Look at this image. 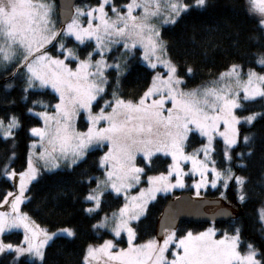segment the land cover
Returning a JSON list of instances; mask_svg holds the SVG:
<instances>
[{"label":"snow or ice","instance_id":"6c2138e0","mask_svg":"<svg viewBox=\"0 0 264 264\" xmlns=\"http://www.w3.org/2000/svg\"><path fill=\"white\" fill-rule=\"evenodd\" d=\"M209 4L210 0H127L122 4L115 0H97L86 11L77 7L66 21H57L53 19V5L49 0H0V65L5 70L12 69V79L23 74L25 94L29 89H51L57 98L54 105L32 101L33 105L51 107L54 111L35 114L43 126L29 129L34 139L29 145L25 166L21 170L11 168L14 147L0 165V176L11 181L15 189L0 199V208L7 209L0 210V233L10 229L24 232L23 241L17 246L0 240V253L14 250L16 257L27 253L43 260L45 246L59 233L74 237L75 232L70 228L57 232L41 228L21 210V204L30 200V185L42 172L56 175L62 169L74 170L92 149L107 147L98 161L103 179L88 177L89 181H95V187H88L80 199L92 206L82 210L89 215L97 214L106 194L122 197L123 206L112 216L111 232L114 237L125 232L128 247L113 251L112 240L98 246L88 245L82 264H99L102 256L106 257L104 264H264V252L253 244H247L243 253L239 251L242 243L239 227L231 234L225 232L219 239L214 238L213 227L195 234L189 230L177 238L173 223L161 226L158 235L162 243L154 237L137 244L134 243L136 232L130 226L146 216L149 202L156 199L157 193H169L185 186L188 173L181 167L184 161L191 163V174L200 177L193 180L197 197L209 183L216 188L220 181L226 189L229 181H234L237 200L241 203L247 200V177L237 175L233 166L245 167L242 161L255 149V134H242L238 125L242 122L252 125L264 113L241 117L234 110L240 109L242 102L264 99V73L252 68L245 72L242 65L233 63L210 82L211 87L188 88L186 77L191 78L194 69L185 65L181 73V65L170 57L161 39L163 26L175 25L190 10L206 9ZM248 4L249 14H259L257 26L264 32V0H248ZM69 38H74L76 48L68 46ZM88 41H94L91 50H86ZM112 45H122L125 55L133 58L136 51H141L140 59L154 72L137 98H124L120 94V79L128 62L108 63L105 57ZM80 46L85 51L81 52ZM252 55L256 58L254 63L264 67V45ZM160 66L165 70L163 75L156 71ZM109 70L115 72L112 79H109ZM13 86L6 83L4 88ZM106 96L110 99H105ZM81 116L86 121L85 130L77 128ZM19 127L15 114L8 115L7 124L0 118V135L5 139L12 137L13 145L14 129ZM197 133L207 143L186 153V142ZM217 136L224 144L225 167L222 168L213 159V141ZM158 153L171 156L172 163L166 172L149 175L152 160ZM199 153H203V159ZM138 155L142 157L141 164L137 163ZM237 160L241 162L236 164ZM144 182L147 187H139ZM137 187L139 191L131 195ZM220 196L226 198V193L221 191ZM260 219L264 223V208L260 210ZM106 222L105 218L93 227H105ZM166 253L171 254V260Z\"/></svg>","mask_w":264,"mask_h":264},{"label":"trees","instance_id":"16d2710c","mask_svg":"<svg viewBox=\"0 0 264 264\" xmlns=\"http://www.w3.org/2000/svg\"><path fill=\"white\" fill-rule=\"evenodd\" d=\"M52 1L57 11L56 2ZM95 1L89 0V2ZM121 1L126 0H115V3ZM187 2H192V0H187ZM80 3H76L74 6ZM248 7L247 0H210L206 9L190 10L177 24L161 28V39L166 43L170 57L181 65V73H183L185 65L194 69V75L191 78L186 77L188 88L211 84L210 82L214 81L220 72L233 63L242 65L244 71L252 68L258 72H264V67L254 63L256 58L252 55V53L260 51L261 46L264 45V32L257 26L258 19L254 13H248ZM56 20L59 21L57 17ZM57 24L60 25L59 22ZM87 43L89 44L88 49H90L92 43L89 41ZM67 44L68 46L76 45L70 38ZM80 50L81 52L85 51L83 46L80 47ZM140 56V51H136L134 58L126 56L121 61V63L125 60L128 62V67L123 70L120 79L119 90L124 98H137L151 80L152 71L141 63ZM11 71L10 67L5 70L4 66H0V118H4L5 124H7L8 115L15 114L19 118L20 127L14 129V145L12 137L5 139L0 135V165L10 155V148L14 147L15 160L11 163V168L21 170L25 166L31 140L29 129L41 124V119L34 114V112L42 110L41 106L33 105L32 101L42 100L54 105L57 103V98L49 89H29L25 94L22 91L25 87L23 74L12 79ZM108 74L109 79H112L115 72L109 70ZM4 77H9V79L6 80ZM6 83L14 86L5 89ZM111 90V88L108 89L109 93ZM25 95H27V99L24 98ZM29 108L32 109L31 112L28 111ZM47 110L48 112L54 111L51 107ZM236 111L241 117L252 113H264V99L257 98L254 101L243 102L241 108ZM77 126L84 129L82 117L78 118ZM238 127L242 134H255V149L250 156L242 161L245 167L233 166V171L237 175L247 177L245 185L247 200L244 203L237 200L234 181H230L229 187L224 190L226 198H221L220 187L207 188L199 198L209 202L203 210L215 207L212 214L216 215L217 211L220 212L223 209L228 210L227 215L213 220L214 226L229 234L235 227H239L242 241L239 245L240 251L246 249L247 244L251 243L260 252H264V226L258 216V209L264 204V115L257 117L252 125L242 122ZM201 143L202 139L198 138L197 134L192 135L187 141V149L192 148L191 145ZM213 146V159L217 161V167H225L222 163V144L215 141ZM104 150L106 147L92 149L87 158L74 170L62 169L56 175L41 174L30 185L31 190L28 192L30 200L22 203V210L37 224L48 230L69 227L73 229L75 236H56L45 246V255L40 262L24 258H15L14 260L13 253L6 252L0 257V264H82V257L87 245L98 244L111 237L107 230L94 228L93 225L103 215L119 208L122 204L121 197L116 198L115 194H106L103 197L104 202L101 210L92 215L82 210L88 207L89 203H82L80 199L82 195L86 194L88 187H95V181H89L88 177H98L102 174V171L98 170V158ZM236 151H241V148H236ZM138 162L142 163V159H138ZM240 162L237 160L235 163ZM168 165V158L156 155L152 160L149 172L166 171ZM187 179L189 180V178ZM81 180L84 181L83 184L80 183ZM10 191H12L11 183L0 176V199ZM178 194L190 195V189L186 188L168 195H157L156 199L149 203L146 216L133 222V229L136 232L135 242H142L156 236L159 218L165 204ZM209 223L197 219L179 221L176 229L178 234L182 235L189 230H201ZM2 238L5 242L18 244L22 241V233L12 231L4 233ZM116 242L125 245L123 237L116 239ZM257 259H260L259 255Z\"/></svg>","mask_w":264,"mask_h":264},{"label":"rangeland","instance_id":"374dc122","mask_svg":"<svg viewBox=\"0 0 264 264\" xmlns=\"http://www.w3.org/2000/svg\"><path fill=\"white\" fill-rule=\"evenodd\" d=\"M55 1V0H54ZM248 1V0H247ZM49 2L50 3H52V5H53V19H55L56 20V17L58 18V16H57V11H56V9H55V5H54V2L52 1V0H49ZM127 2V0L126 1H121V2H119V3H117V4H122V3H126ZM97 3V0L95 1V2H82V3H80V4H78V5H76V6H74V10H73V14H74V12H75V9L77 8V7H81V8H84L85 9V11L87 10V6H90V5H95ZM106 10H108L107 8H106ZM109 14L111 15V13L109 12ZM137 14H139V12H137ZM254 16L257 18V19H259V14L258 13H254ZM84 23H86V18L84 19V21H83ZM154 23H159L158 21H153ZM166 26V25H165ZM57 27L59 28V27H61V25H59V24H57ZM164 27V26H163ZM70 39H72L73 40V42H74V38H70ZM89 42H91L92 43V46L94 45V41H89ZM75 43V42H74ZM76 44V43H75ZM118 46H120L119 48H118ZM69 47H72V48H76V45H74V46H70L69 45ZM81 47V46H80ZM88 50H91V48L90 49H88ZM50 51H51V49H50ZM140 53H141V51H140ZM124 57H126V55H125V53H124V49H123V46L122 45H112L111 46V51H110V53L105 57L106 58V60L108 61V63H110V64H115V63H121V61L123 60V58ZM141 57V56H140ZM98 58V57H97ZM140 61H141V63H143L146 67H147V65L142 61V59H140ZM0 66H3V65H0ZM73 67H74V65H72ZM151 70V69H150ZM152 71V70H151ZM156 71H159L162 75L163 74H165V70L163 69V67L162 66H160V67H158L157 68V70ZM256 71V70H255ZM245 72H247V70L245 71ZM256 72H258V71H256ZM258 73H264V72H258ZM154 74V72L152 71V75ZM216 80V79H215ZM203 86H209V87H211L212 85L211 84H208V85H203ZM50 91H51V89H49ZM241 95H242V93H241ZM105 99H110V97L109 96H106L105 97ZM102 103V102H101ZM242 104H243V102H242ZM170 106V105H169ZM41 111H36V112H34V114H36V113H40V112H43V111H48L47 109H44L43 107H41ZM95 110H98V109H94V111ZM237 110V109H236ZM236 110H234L235 111V113L237 114V111ZM51 112H53V111H51ZM238 115V114H237ZM82 117V119L84 120V129L83 130H85V128H86V121H85V119H84V117L83 116H81ZM78 121V120H77ZM42 127L43 126V121L41 120V124L40 125H37V126H33V127ZM101 126H103L102 124H101ZM32 128V127H31ZM77 128H78V126H77ZM78 130H82V129H80V128H78ZM220 130L222 131L223 130V126L221 125V128H220ZM29 135H30V137H31V140H30V142H29V145L32 143V140L34 139L32 136H31V133L29 132ZM197 136H198V138H200V139H202V143L201 144H199V145H191L192 146V148H190V149H187V142H186V145H185V152L186 153H192L193 152V150L194 149H196V148H200V146L202 145V144H205V143H207V141H206V138H204V137H201L198 133H197ZM215 141H218V142H220L221 144H222V148H223V150H224V144H223V139L221 138V137H219V136H217V137H215L214 138V141H213V145H214V142ZM28 151H29V147H28ZM36 151L38 152L39 151V147H37V149H36ZM105 151H107V147H106V150H104V152ZM104 152H102L101 153V155L100 156H102L103 155V153ZM156 155H162V156H164V157H166V158H168V160H169V164H171L172 163V160H171V156H167V155H165V154H163V153H158V154H156ZM199 155V158L200 159H203L204 157H203V153H199L198 154ZM99 156V157H100ZM138 159H142V157L141 156H139L138 155V157H137V163L138 164H141V163H139L138 162ZM98 161H99V158H98ZM99 166V165H98ZM41 167H42V165H41ZM181 167L183 168V170H184V172L185 173H188V175H186L185 176V178H184V183H185V186L183 187V188H180V187H177V188H174V189H172L169 193H157V195H168V194H173L175 191H181V190H184V189H186V188H188V189H190V196L192 197V198H199V197H197L196 195H195V188L193 187V180H199L200 179V177H199V175L197 174V175H192L191 174V168H192V165H191V163L189 162V161H184V162H182V164H181ZM211 167V166H210ZM102 171V170H101ZM166 171H167V169H166ZM165 170H160V172H166ZM159 172V173H160ZM43 173H47V172H42V174ZM159 173H151V172H149L148 171V174L149 175H158ZM98 177H100L101 179H103V175L102 174H100ZM187 178H189V180L187 179ZM208 178H209V180L211 179V173H209L208 174ZM9 181V180H8ZM10 183H11V185H12V182L11 181H9ZM18 182V181H17ZM173 182H174V177H173ZM229 183H230V181H229ZM139 187H147V183L146 182H144V183H142ZM139 187H137L136 189H134V190H132L131 191V195H135L138 191H139ZM217 187H220V189H221V191H224L225 190V188L223 187V184H222V182H220V181H218V183H217ZM207 188H213L212 186H211V184L209 183V185L207 186V187H205V188H202L201 190H200V195H201V193L204 191V190H206ZM12 191H15V189L12 187ZM110 191V190H109ZM121 200H122V204H121V206L120 207H122L123 206V203H124V200H123V198L121 197ZM150 202H152V201H150ZM149 202V203H150ZM223 203V202H222ZM224 205H227V204H225V203H223ZM222 205V204H221ZM21 206H22V204H21ZM92 205L89 203V206L88 207H91ZM227 206H229V205H227ZM119 207V208H120ZM230 207H232V206H230ZM119 208H117V209H115L114 211H112L111 213H109V214H105V215H103L101 218H100V220L99 221H97L96 223H95V225H97L98 223H101V222H104L105 221V218H106V226L105 227H97V228H99V229H104V230H107L110 234H111V237L110 238H107V239H105V240H112L113 241V244H114V249H113V251H117V250H119V249H121V248H127L128 247V244H127V234L125 233V232H122L121 233V236L120 237H123V239H124V241H125V245H121V244H119V243H117L116 242V239H119L120 237H114L113 236V234H112V232H111V228L112 227H114V221L112 220V216H113V213H117L118 214V212H119ZM262 208H264V204L258 209V216H259V219H260V210L262 209ZM0 210H7V209H4V208H0ZM21 210H22V208H21ZM205 210H206V212H208V213H211L212 211H214L215 210V207H208V208H205ZM23 211V210H22ZM228 210L227 209H223V210H221L220 211V213H226ZM24 212V211H23ZM260 221H261V219H260ZM133 222H135V221H133ZM133 222L131 223V227L133 228ZM261 223H262V221H261ZM263 224V226H264V223H262ZM39 225V224H38ZM40 227L41 228H44V229H47V228H45L44 226H42V225H40ZM209 227H213V228H215L216 229V236L214 237L215 239H219L223 234H224V232L223 231H221V230H218V228H216L215 226H214V221H211L209 224H207L203 229H201V230H198V231H192L194 234L195 233H198V232H201V231H204L205 229H207V228H209ZM64 228H69V227H63V228H58V229H55V230H49L50 232H57L59 229H64ZM70 229H72V228H70ZM48 230V229H47ZM73 230V229H72ZM12 231H20L21 233H22V241H23V236H24V232H23V229H10V230H7V231H5L4 233H10V232H12ZM4 233H0V240H2L4 243H12L14 246H17V245H19L20 243H18V244H15V243H13V242H5L4 240H3V238H2V235L4 234ZM186 233H184V234H182V235H185ZM59 235H61V236H67L66 234H63V233H59L57 236H59ZM182 235H180V234H178V230L176 229V237L177 238H179L180 236H182ZM156 238L157 239V241L158 242H161L162 243V237L161 236H153V237H151L150 239H152V238ZM105 240H103L102 242H100V243H98V244H90V245H96V246H98V245H101V244H103V242L105 241ZM149 239H147V240H145V241H142V242H135V240H134V243H137V244H140V243H144V242H146V241H148ZM87 247H88V245H87ZM86 247V248H87ZM85 248V249H86ZM170 248H174V245H170ZM246 249H244L243 251H241V253H243L244 251H245ZM240 251V250H239ZM7 252H12L13 253V256L15 257V258H24V259H27V260H29V261H33V262H40L41 260L40 259H38V258H35V257H32V256H30L29 254H27V253H24V254H22V255H20L19 257H16V253L14 252V250H10V251H7ZM4 253H6V252H4ZM4 253H0V257L4 254ZM166 256H167V259L168 260H171L172 259V256H171V254L170 253H166ZM106 261V257H101L100 258V261H99V264H104V262Z\"/></svg>","mask_w":264,"mask_h":264},{"label":"water","instance_id":"95a60500","mask_svg":"<svg viewBox=\"0 0 264 264\" xmlns=\"http://www.w3.org/2000/svg\"><path fill=\"white\" fill-rule=\"evenodd\" d=\"M57 3L58 11L57 16L59 21H66L73 14V6L77 2H87L89 0H55ZM61 25V24H60ZM209 204L208 201L203 199H194L190 195L180 194L174 199L169 200L161 213L158 222L156 235L160 233L162 225L175 224L179 221H192L199 220L209 222L211 219L223 217L227 213H220L217 211L216 215L206 212L204 206ZM229 214V213H228Z\"/></svg>","mask_w":264,"mask_h":264}]
</instances>
